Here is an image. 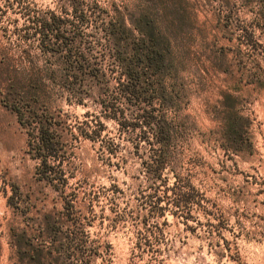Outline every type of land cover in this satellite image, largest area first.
I'll return each mask as SVG.
<instances>
[{"label":"rangeland","instance_id":"1","mask_svg":"<svg viewBox=\"0 0 264 264\" xmlns=\"http://www.w3.org/2000/svg\"><path fill=\"white\" fill-rule=\"evenodd\" d=\"M0 264H264V0H0Z\"/></svg>","mask_w":264,"mask_h":264},{"label":"trees","instance_id":"2","mask_svg":"<svg viewBox=\"0 0 264 264\" xmlns=\"http://www.w3.org/2000/svg\"><path fill=\"white\" fill-rule=\"evenodd\" d=\"M52 23L50 24H46L45 27L49 28V29H57L58 31H60V20L57 19L55 16L52 15ZM58 41H61L62 39V46L67 47L69 45V41H67V39L61 35L60 33L57 36ZM137 60L140 63H144V61L147 62V66L151 69L153 68L154 62L157 60V58H161V53H159L158 51H154L153 49H149L148 53L145 54V57L143 56H139L138 54H136ZM145 73H139V72H135L133 71L132 67H130V76H131V80H133L135 83L132 84V87L134 88V94L135 95H141L142 92L138 89L137 85L140 82L142 76ZM13 112H15L18 115L19 121H23L24 115L22 113V111L18 108H14L12 109ZM154 120V118H153ZM161 123V122H160ZM160 123H157L158 128L160 130L159 132V136L162 138L165 137L166 134H164V131L167 127H169V124L165 123V121H162L161 125ZM50 125L47 126H42L40 131H39V136H38V140H39V145L37 146V153L39 156H42L43 158H46L48 155L52 156L54 154H56L57 152V146L59 145V141H56V137L54 135L53 132H51ZM168 136V135H166ZM44 164V167H46V162L45 160L42 161ZM43 172V176L46 174L45 171Z\"/></svg>","mask_w":264,"mask_h":264}]
</instances>
